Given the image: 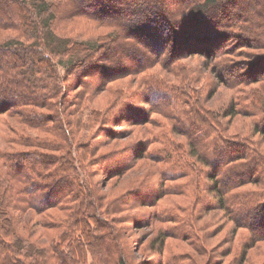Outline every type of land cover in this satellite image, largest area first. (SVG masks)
<instances>
[{
	"label": "trees",
	"instance_id": "obj_1",
	"mask_svg": "<svg viewBox=\"0 0 264 264\" xmlns=\"http://www.w3.org/2000/svg\"><path fill=\"white\" fill-rule=\"evenodd\" d=\"M59 20L68 33L57 32ZM239 37L243 47L264 49V0H0V264H135L122 212L174 211L159 202L187 195L171 182L189 177L190 159L210 169L208 208L251 206L243 226L251 247L264 241V155L251 153L249 141L224 139L192 77L172 86L149 72L161 65L178 76L180 60L201 54L218 72ZM257 54L246 67L226 63L233 75L216 78L264 89V53ZM125 78L139 86L113 89ZM105 92L107 107L96 108L93 99ZM227 165L228 187L220 177ZM135 169L142 171L131 181L141 182L131 203L123 193L113 207L96 177L121 179ZM250 183L259 191L236 192L242 200L235 202L233 190ZM159 214L160 222L171 217ZM159 234L154 249L161 251L171 233Z\"/></svg>",
	"mask_w": 264,
	"mask_h": 264
},
{
	"label": "rangeland",
	"instance_id": "obj_2",
	"mask_svg": "<svg viewBox=\"0 0 264 264\" xmlns=\"http://www.w3.org/2000/svg\"><path fill=\"white\" fill-rule=\"evenodd\" d=\"M174 14L176 17L177 13ZM65 24L67 23L63 20L56 21L55 29L58 33L69 32L70 27L65 26ZM235 39L237 40L229 41V44H235L234 51L221 58L222 65L217 70L218 72H213V68L217 67L214 66L216 61L209 62L203 54L199 56L189 55L187 58L180 60L183 68L177 67V69H180L179 71L176 70L179 73L178 76L164 71L161 65L153 67L149 72L152 76L157 73L160 74L166 82L168 80L175 81V83L170 82L172 86H180L183 84L182 80L189 82V77H192V89L196 94L199 93L202 96L206 113L213 115L214 125L219 129L224 139L233 142L249 141L251 143V153L260 152L261 155H264V131L261 129L264 128L263 84L256 83L231 87V84L227 86L216 78L219 73L233 75L222 68L226 63L232 64L236 61L246 67L247 62H251V58L257 59L258 57H251V52L258 53L259 56L264 53V49L251 50V48L243 47L241 37ZM167 65L173 67L170 62H167ZM241 71L239 70V72ZM162 72L165 74H162ZM128 86L138 87L139 82L136 80L131 81V78H125L123 81L112 85L113 89ZM108 97V93L105 92L101 96L98 95L96 100L93 99L92 102L96 108L104 109L107 107ZM140 100L138 99V101ZM231 108L238 110V113L232 118L225 115ZM153 117L160 116L153 114ZM140 130H143L144 137H147L145 128L142 127ZM136 132L140 134L139 129ZM132 137L131 135L123 139L122 142L118 143V146L121 143L125 145ZM101 139L104 143L106 138L101 135ZM96 142L97 140L95 145H97ZM160 144L155 143L153 146H160ZM116 145L117 142L114 141L108 146H102L100 153L109 151ZM186 159L188 160V158ZM189 161V166L191 165V168L194 169L192 172L190 171L189 177L171 182L173 185H177L178 192L185 189L187 195H173L159 202L160 208L167 207L174 211H155L152 208L134 206L122 212L127 217L124 225L129 230L128 234L132 241V259L135 260V264H264V241L256 242L251 247V244L255 243L251 239V229L243 226L245 223H251V206L247 211H233L231 208L210 210L208 204L215 198L209 190L211 182L207 178V173L210 169L203 163V165H199L200 163L193 159ZM229 166L227 165L225 169L221 168L220 170L221 184L227 187L226 183L228 181L225 180V174H229ZM141 171L142 169L129 171L121 179H118L117 176L105 178L104 175L99 174L96 177L97 185L104 193L108 194L106 197L113 207H116L119 201L118 197L123 193H126L125 198L131 203V197H134L133 191L139 189L137 184L141 182V179L138 180L136 185L131 180L140 175ZM255 173H258V170H255ZM157 177L160 180L158 174ZM169 183L167 181L165 187H168ZM159 184L164 183L160 180ZM146 185L148 184L143 183L141 186ZM242 190L259 191V186L250 183L244 188L233 190L230 196H233L235 202L241 201L242 196L234 193ZM159 193L155 189V194L158 195ZM198 197L202 201H198ZM263 200L264 198H261L259 201ZM174 201L177 202L172 205ZM179 205L189 206V208L186 211H177ZM158 212H160L161 219L163 213L164 216L171 217L160 222L154 217ZM237 221L240 222V226ZM161 231H167L171 235L167 239L166 246L160 251L159 249L155 250L154 245L156 237H160L159 232ZM156 247L158 248V245Z\"/></svg>",
	"mask_w": 264,
	"mask_h": 264
}]
</instances>
